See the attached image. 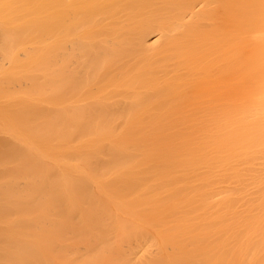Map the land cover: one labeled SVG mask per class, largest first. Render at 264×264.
<instances>
[{
  "label": "bare ground",
  "instance_id": "obj_1",
  "mask_svg": "<svg viewBox=\"0 0 264 264\" xmlns=\"http://www.w3.org/2000/svg\"><path fill=\"white\" fill-rule=\"evenodd\" d=\"M214 5L0 0V264H264V6Z\"/></svg>",
  "mask_w": 264,
  "mask_h": 264
},
{
  "label": "rangeland",
  "instance_id": "obj_2",
  "mask_svg": "<svg viewBox=\"0 0 264 264\" xmlns=\"http://www.w3.org/2000/svg\"><path fill=\"white\" fill-rule=\"evenodd\" d=\"M209 1V0H208ZM215 1V3H213ZM211 2H212V4H215L216 6H217V10L219 9V8H222V11H221V9H219L218 11H220L221 13L222 12H224L225 10V14L224 15H226V17H230L231 16V14H227V13H233L234 11V15H235V13L238 11V14H240L241 16L242 15H245L244 13L246 12V11H248L249 10V8H252L251 10H249V11H252L253 10V8H256V10L258 9V8H260V7H263L264 6V0H211ZM215 5H214V7H215ZM234 8V9H233ZM235 8H236V10H235ZM215 9V8H214ZM262 9H264V8H262ZM217 10H216V12H217ZM228 10H230V11H228ZM234 10V11H233ZM256 10H253V11H256ZM251 12L252 14H254V12ZM260 12L261 10L260 9H258L256 12ZM255 12V14H258V13H256ZM214 13H215V10H214ZM217 13H219V12H217ZM220 13V14H221ZM251 13L249 12V14L251 15ZM233 15V14H232ZM219 16V15H218ZM239 16V15H238ZM232 17V16H231ZM235 17V16H234ZM236 17H237V14H236ZM240 17V16H239ZM238 17V18H239ZM238 22V21H237ZM239 23H241V21H239ZM238 23V24H239ZM256 25H257V23H255ZM255 24H253V26H255V27H253V29H255V28H258L259 26H257L256 27V25ZM252 26V25H251ZM249 27L248 28V30H247V32L248 33H250V36L254 39V38H256V37H259V35H260V38H261V34H256L257 36H255V33H259V32H252V30H251V28L252 27ZM238 27V29H236ZM235 29L236 30H240V27L237 25L236 27H235ZM234 29V30H235ZM231 31H233V30H231ZM259 31V30H258ZM230 31H228V33H229ZM240 32V31H239ZM247 32H246V34H247ZM241 33V32H240ZM224 34V33H223ZM231 34V36H228V35H230ZM230 34H228L227 35V33L225 34V36H227L228 38L229 37H231L230 39V41H232L231 42V44L232 45H230L228 42H230V41H225V42H227L229 45H230V47L232 46V48H230L229 47V49H231L230 51H229V55L227 56L225 53L224 54H222V55H220V57H219V60H218V64H220L221 63V65H222V63H223V66H221V65H219L220 66V68H226V72L227 73H229L228 71H227V68L229 67L228 66V64H227V67L226 66H224V62H223V58H224V56L223 55H226L225 56V58H226V60H224V61H227V62H225V63H229V65L230 66H233V67H230L231 69H232V72H231V74L229 73V75H223V77L221 76V81L223 80V79H227L228 77H225V76H230L229 77V79L228 80H230L231 79V82H230V86L231 85H233V87L231 88V90H230V87H228L229 89V91H231V94H233L234 92H236V93H234L235 95H233V99L235 100L236 98V100L234 101V102H236L237 104L240 102V101H238V99H240L239 98V96H241V95H238V94H241V93H244L245 91H247V89H251V86L250 85H252L251 84V82L253 81V80H257V78L255 79V77H258V75H257V73H256V69H255V67L257 68L260 64H264V58L263 57H261L260 56V54H259V47L257 46V44L259 43V42H257L255 39L253 40V42L251 41V37L249 36V34L248 35H246V37L248 36V39H250L249 41L247 40V38L246 39H244L245 38V33L242 35V37H241V35H239V34H237L236 32H230ZM240 36V37H237V36ZM224 36V35H223ZM223 36H222V39H223ZM255 36V37H254ZM226 37V38H227ZM244 37V38H243ZM250 37V38H249ZM220 38V37H219ZM228 38H227V40H228ZM259 38V39H260ZM225 39V38H224ZM223 39V40H224ZM219 40H221V39H219ZM218 40V41H219ZM223 40H221V41H223ZM226 40V39H225ZM258 40V39H257ZM248 41V42H247ZM256 41V43H254ZM260 41V40H259ZM225 42H222V45H224L225 44ZM224 43V44H223ZM228 44H225L226 46H229ZM224 45V46H225ZM228 53V52H227ZM222 56H223V58H222ZM247 59H249V60H247ZM220 62V63H219ZM258 65V66H257ZM252 66V67H251ZM255 66V67H254ZM249 68L251 69L250 71H249ZM254 68V69H253ZM230 69V70H231ZM222 70V72H219V76L220 75H222V73H225L226 74V72H224V70L223 69H220V71ZM248 71H249V73H248ZM253 72V75L255 76H253L251 73ZM251 72V73H250ZM246 74H249L248 76L246 75ZM251 74V75H250ZM246 76H247V80H249V79H251V77H253L254 79H252V81L251 80H249V81H247V80H245L246 79ZM225 77V78H224ZM227 80V81H228ZM245 81H247V83H248V85H246L247 83L245 82ZM251 81V82H250ZM232 83V84H231ZM245 84L246 86H248V87H246V86H243L244 88H242L241 86L243 85V84ZM253 86H255V88L253 87V89L252 90H254V89H258L257 87H256V85L257 86H259L258 85V83H256V81H254L253 82ZM228 86H229V84H228ZM240 87H241V90L239 91V89H240ZM247 88V89H246ZM244 90V92H243V90ZM249 89V90H250ZM227 90V91H228ZM233 92V93H232ZM255 92H257V91H255ZM258 93H259V91H258ZM255 95H256V93H255ZM254 95V96H255ZM258 95V94H257ZM260 95H261V93H260ZM235 97V98H234ZM258 97H260L259 95L258 96H255V98H257L258 99ZM264 96L262 95V98H263ZM259 99H261V97L259 98ZM262 100V99H261ZM235 103V104H236ZM251 119H253V120H255L254 119V116L251 118ZM256 119H257V115H256ZM251 122H254V121H251ZM257 122V121H256ZM255 123V122H254ZM251 124V123H250ZM257 124H260V123H256V125ZM261 125V124H260ZM259 125V126H260ZM263 125V124H262ZM249 126V125H248ZM247 126V131L249 132V135L250 134H252V133H254L253 135H254V137L255 136H257L256 134L257 133H259L258 135H260V134H262V133H264V129L262 130V128H264L263 126H262V128L261 129H259L260 131H262V132H257V131H255V130H252L251 128L253 127V123H252V125H250L249 127ZM257 127V126H256ZM261 127V126H260ZM259 128V127H258ZM236 129H238L239 130V133H241L242 131H241V129L239 128V126H236ZM254 129V128H253ZM256 130H257V128H256ZM258 130V131H259ZM241 131V132H240ZM254 131V132H253ZM256 132V133H255ZM238 133V132H237ZM246 135H248L247 134V132H246ZM264 135V134H263ZM262 136V135H261ZM252 137V136H251ZM264 137V136H263ZM263 137H259L260 139L262 138V140L264 139ZM259 138L257 139L256 138V140L257 141H259ZM253 139V138H252ZM255 140H253V142H254ZM260 142V141H259ZM262 142V141H261ZM255 144H257V142L255 143ZM262 144V143H261ZM260 145V144H259ZM263 146H264V142H263ZM259 146H255V145H253V146H251L250 148H252V151H253V149H256L255 151H257L258 152V154H263L262 155V157H260L263 161H264V150L262 149V148H264V147H261V149H260V147L258 148ZM260 150H263V152L261 151V153H259L260 152ZM250 151V150H249ZM249 153V152H248ZM252 153H254L255 154V152H252ZM251 152L249 153V154H251V155H254V154H252ZM257 154V153H256ZM249 157H250V155H249ZM258 157V156H257ZM256 156H254V158H256V159H258L259 160V158H257ZM251 158H253V157H251ZM256 159H254V160H256ZM256 162H261L262 163V161H256ZM264 163V162H263Z\"/></svg>",
  "mask_w": 264,
  "mask_h": 264
}]
</instances>
